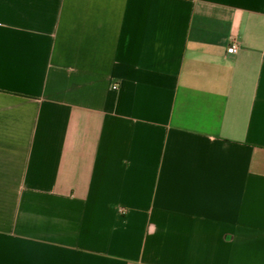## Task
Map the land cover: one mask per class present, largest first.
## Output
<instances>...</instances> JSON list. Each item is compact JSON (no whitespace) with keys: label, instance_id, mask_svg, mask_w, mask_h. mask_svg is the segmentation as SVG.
I'll return each mask as SVG.
<instances>
[{"label":"crops","instance_id":"obj_1","mask_svg":"<svg viewBox=\"0 0 264 264\" xmlns=\"http://www.w3.org/2000/svg\"><path fill=\"white\" fill-rule=\"evenodd\" d=\"M0 264H264V0H0Z\"/></svg>","mask_w":264,"mask_h":264},{"label":"built area","instance_id":"obj_2","mask_svg":"<svg viewBox=\"0 0 264 264\" xmlns=\"http://www.w3.org/2000/svg\"><path fill=\"white\" fill-rule=\"evenodd\" d=\"M237 50H238V44H237L236 42H233V43L229 46V48H228V52H229V53H236ZM116 87H117V86H116ZM116 87H115V88H116Z\"/></svg>","mask_w":264,"mask_h":264}]
</instances>
